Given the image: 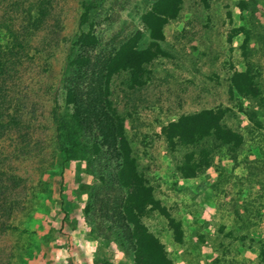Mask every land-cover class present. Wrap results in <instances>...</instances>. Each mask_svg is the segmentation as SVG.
<instances>
[{
  "label": "rangeland",
  "instance_id": "obj_1",
  "mask_svg": "<svg viewBox=\"0 0 264 264\" xmlns=\"http://www.w3.org/2000/svg\"><path fill=\"white\" fill-rule=\"evenodd\" d=\"M82 1L0 0V94L10 113L0 138V264H134L121 211L125 189L111 168L110 179L97 165L90 174L63 163L51 112L64 107L70 54L89 57L83 85L97 89L103 63L122 42L141 30L139 47L150 44L141 16L155 0H101L84 25ZM238 1L182 0L144 83L127 71L110 80L108 97L124 119L138 170L169 215L150 211L143 223L173 264H264V101L239 95L230 82L244 69L243 36L230 31L245 23L264 32V0L242 12ZM81 29L97 42L75 46ZM252 46L264 85V51ZM206 108L225 109L223 123L242 134V144L207 138L170 150L163 126ZM202 148L209 166L183 177L184 154ZM170 219L179 223V242Z\"/></svg>",
  "mask_w": 264,
  "mask_h": 264
},
{
  "label": "trees",
  "instance_id": "obj_2",
  "mask_svg": "<svg viewBox=\"0 0 264 264\" xmlns=\"http://www.w3.org/2000/svg\"><path fill=\"white\" fill-rule=\"evenodd\" d=\"M101 0H83L79 22L89 24L92 12ZM258 0H239L237 5L242 11ZM182 0H155L142 14L141 21L148 30L151 42L146 48L139 47L141 30L122 42L105 60L101 69V82L97 89L92 82H85L83 69L89 64V57L70 54L67 59L71 68L66 76L64 107L54 106L51 112L55 132L57 153L62 155L64 164L75 162L84 165L90 174L95 173V165L106 169L111 179L109 168L115 172L116 182L125 189L126 195L122 204V214L130 226V237L133 243L134 264H173L161 241L152 234L143 223V217L150 211L157 210L168 216L167 210L154 197L152 187L138 170L133 150L126 136L123 117L116 111L110 94L111 78L127 71L130 79L136 84L144 83L146 65L162 54L159 41L163 38L165 24L174 19ZM242 34L240 44L244 69L235 70L230 77L232 88L241 96L264 101V85L261 82V65L252 59L253 41L264 51V32L253 25L245 23L235 25L230 36ZM97 42V36L91 30L81 29L74 42L75 46H89ZM1 55V53H0ZM0 138L6 127L4 117L9 106L6 98L0 94ZM225 109L206 108L193 113L180 115L163 126L162 131L170 150L180 147H193L207 138H214L223 144L238 147L243 142L240 132L223 123ZM87 112L93 114L89 118ZM92 119V120H91ZM91 122H90V121ZM18 123V120L11 118ZM95 130L96 136H89L88 127ZM209 166V151L202 148L196 154L194 150L186 152L178 169L185 178L196 177ZM102 180L105 176L102 174ZM1 195V193H0ZM172 222L177 231V241H181V229L178 222Z\"/></svg>",
  "mask_w": 264,
  "mask_h": 264
}]
</instances>
